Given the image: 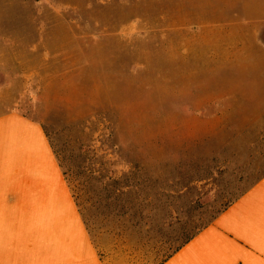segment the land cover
Segmentation results:
<instances>
[{
  "label": "rangeland",
  "instance_id": "obj_1",
  "mask_svg": "<svg viewBox=\"0 0 264 264\" xmlns=\"http://www.w3.org/2000/svg\"><path fill=\"white\" fill-rule=\"evenodd\" d=\"M27 4L0 112L42 124L103 264H162L264 176V0Z\"/></svg>",
  "mask_w": 264,
  "mask_h": 264
},
{
  "label": "crops",
  "instance_id": "obj_2",
  "mask_svg": "<svg viewBox=\"0 0 264 264\" xmlns=\"http://www.w3.org/2000/svg\"><path fill=\"white\" fill-rule=\"evenodd\" d=\"M27 5L0 0L2 79ZM0 264H103L42 124L16 109L0 112ZM163 264H264V176Z\"/></svg>",
  "mask_w": 264,
  "mask_h": 264
},
{
  "label": "trees",
  "instance_id": "obj_3",
  "mask_svg": "<svg viewBox=\"0 0 264 264\" xmlns=\"http://www.w3.org/2000/svg\"><path fill=\"white\" fill-rule=\"evenodd\" d=\"M195 236V235H194ZM194 236H191V237H188L185 241H184V243L181 245V246H179L175 251H174V253L172 254V255H174L176 252H178L186 243H188ZM172 255H170L166 260H168L170 257H172ZM165 260V261H166ZM164 261V262H165ZM163 262V263H164ZM162 263V264H163Z\"/></svg>",
  "mask_w": 264,
  "mask_h": 264
}]
</instances>
